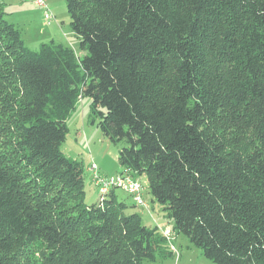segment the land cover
<instances>
[{"label":"trees","instance_id":"1","mask_svg":"<svg viewBox=\"0 0 264 264\" xmlns=\"http://www.w3.org/2000/svg\"><path fill=\"white\" fill-rule=\"evenodd\" d=\"M65 2L80 54L54 41L29 49L0 0V101L19 110L0 154V264H23L36 244L44 264L175 257L117 191L86 203L84 164L62 151L85 98L175 236L213 264H264V0ZM224 119L233 143L218 133Z\"/></svg>","mask_w":264,"mask_h":264},{"label":"rangeland","instance_id":"2","mask_svg":"<svg viewBox=\"0 0 264 264\" xmlns=\"http://www.w3.org/2000/svg\"><path fill=\"white\" fill-rule=\"evenodd\" d=\"M27 1L28 7H26V13H28V15L21 12L19 13L18 9L12 5V3H10L11 10L8 7L7 12L12 13V16L22 21L18 23V26L21 29L22 36L29 49L38 51L42 43H50L52 39H54L57 44L62 41L65 44H69L68 40L79 43L75 34L72 33L70 25L71 20L65 0H47L54 16V21L51 25L45 24L42 11L35 6L33 1ZM11 19L12 17L10 16L9 20L11 21ZM78 50L81 52L80 46ZM90 105L91 99L85 98L83 103L81 102L79 105L78 115H80L82 107L90 108ZM18 119L19 110L16 101L12 96L4 97L0 101V154L9 153L10 150L8 149L12 144L11 140L17 135ZM89 127L93 128L91 132L88 133L87 139L84 137L81 140H78L76 137L79 131L72 127L71 133H69L66 142L62 146V151L69 158L83 162L85 191L87 193L86 203L91 205L100 200V193L93 183L91 173L88 172L90 163L95 161L103 175L116 176L121 172V166L118 162V153L124 147V144H113L102 134L97 126H92L89 123ZM219 127V135L227 143H233L235 129L228 126L226 119L220 121ZM81 134H84V131L81 132ZM253 142H255L253 137L249 135L247 139H244L242 145L244 148L250 149L252 146H246L251 145ZM141 182L147 184L146 178L143 177ZM117 195L120 200H124L128 205L133 206V201L127 194L122 191H117ZM144 200L149 207L148 209L140 207L132 209V212H136L142 217L144 225L152 227L158 226L163 230H168L167 227H172L171 222L166 218L163 207L153 202L148 187L145 189ZM172 234L174 235L173 232ZM178 245L182 246L183 256L182 258H178V264H213L203 256L202 251L190 244L187 237L180 236ZM44 252V247L40 244H36L21 252L24 255L21 262L23 264H44ZM161 264H175V261L167 259Z\"/></svg>","mask_w":264,"mask_h":264},{"label":"built area","instance_id":"3","mask_svg":"<svg viewBox=\"0 0 264 264\" xmlns=\"http://www.w3.org/2000/svg\"><path fill=\"white\" fill-rule=\"evenodd\" d=\"M43 14L46 25H51L54 21L53 12L50 9L47 0H32ZM88 172L91 173L93 183L100 193V200H104L111 194L112 191H122L127 194L133 201L136 207L148 209V205L144 200V193L147 187L141 182L140 177L135 176L129 170H123L116 176L103 175L99 166L92 161L88 167ZM169 240V248L174 254H178L170 234H164Z\"/></svg>","mask_w":264,"mask_h":264},{"label":"crops","instance_id":"4","mask_svg":"<svg viewBox=\"0 0 264 264\" xmlns=\"http://www.w3.org/2000/svg\"><path fill=\"white\" fill-rule=\"evenodd\" d=\"M6 3L8 4L7 6V9L9 7V9L11 10V4L14 5L19 13H25L28 15V13H26V7H28V1L27 0H5ZM10 16L12 17L11 21L9 20ZM8 20L11 22V23H14L15 25L18 26V23L22 22L21 20H19L17 17L15 16H12V13H9L8 12ZM19 27V26H18ZM21 30V29H20ZM73 33V32H72ZM74 34V33H73ZM23 37V36H22ZM76 37V36H75ZM24 39V38H23ZM76 39L79 41V39L76 37ZM25 41V40H24ZM52 41L56 42L54 39H52ZM62 41V40H61ZM69 44H65L63 41L61 43H63L64 45L66 46H69L71 47L72 49H74V51L77 53V54H80L79 50H78V47L80 46V41L79 43L78 42H71L70 40H68ZM84 99H81L80 102L77 104L76 106V110L74 112L71 113L69 119H68V126H69V129H70V133H71V129L72 127H74L75 130H78L79 132L76 134L77 136V139L81 140L83 139L84 137L87 139V136H88V133L91 132L92 128L93 127H89V123H90V108L88 107H82V110H81V113L80 115H78V112H79V105L80 103L82 102L83 103ZM92 126H95V125H92ZM84 131V134H81V132ZM95 162V161H94ZM96 163V162H95ZM170 226V224H169ZM158 227V226H157ZM160 232L162 234H170L171 237H172V240H173V243L175 245V247L177 248L178 250V254H175V257L171 260L175 261V264H178V258H182V246H179L178 245V241H179V238L180 236H175L172 234V227L170 226L169 228L167 227L168 230H163L161 229L160 227H158ZM188 247V246H187ZM181 250V251H180ZM181 261V259H180ZM160 262V261H159ZM162 262V261H161Z\"/></svg>","mask_w":264,"mask_h":264}]
</instances>
